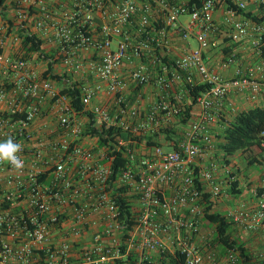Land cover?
<instances>
[{
    "label": "built area",
    "instance_id": "built-area-1",
    "mask_svg": "<svg viewBox=\"0 0 264 264\" xmlns=\"http://www.w3.org/2000/svg\"><path fill=\"white\" fill-rule=\"evenodd\" d=\"M13 2L12 29L54 44L60 63L55 81L41 61L4 54L20 39L0 24V140L19 142L24 161L22 170L0 164V264H114L131 255L132 264L168 255L174 264H239L201 233L207 202L230 198L209 133L232 95L264 101V0ZM175 38L186 45L179 55ZM229 45L256 61L238 65ZM214 51L221 70L235 66L231 77L211 68ZM199 85L206 89L193 99L189 88ZM68 90L78 91L80 111ZM166 128L177 129L178 150L136 141ZM251 190L254 209L224 214L247 233L264 230V177Z\"/></svg>",
    "mask_w": 264,
    "mask_h": 264
},
{
    "label": "trees",
    "instance_id": "trees-1",
    "mask_svg": "<svg viewBox=\"0 0 264 264\" xmlns=\"http://www.w3.org/2000/svg\"><path fill=\"white\" fill-rule=\"evenodd\" d=\"M5 1L6 0H0L1 9H4L3 4ZM246 16L250 17V14H246ZM2 18L9 26L6 31L7 36L9 37L10 34L13 33L20 39L19 46H17L18 51L15 53V56L41 61L46 65L43 75L45 77L50 75L53 80L59 81V77L56 74V66L60 63L59 49L53 48L50 52H46L43 48L44 42L35 34L29 33L25 29H12L14 27V22L7 19L6 15H2ZM251 19L258 21V19L254 17H251ZM262 51L261 57L264 58V48ZM189 89L191 97L195 99L205 91L206 86L199 85ZM67 92L71 97L72 106L76 111H80L81 107L76 99L78 91L68 90ZM192 103L194 102H191V105L186 108L181 115L182 127L187 124L190 118ZM214 125L217 127L216 132L215 127L212 128L209 133L214 140V157L222 169L226 167L229 170L228 175L225 177V193L232 198H237L242 194V190L239 188V169L234 163L231 164L234 158L240 157L241 159H245L247 166H261V174L264 177V148L262 147V143L264 142V106H255L243 110L231 106L226 109L225 106L223 111L218 114L217 121ZM107 133H109L108 137L112 138V132ZM178 135L177 129L166 128L158 130L153 135L146 136L143 140L142 137H137L136 141L141 142L148 148L160 146L163 147V149L178 150ZM104 144H106V140L99 136L98 145L101 146ZM199 144L202 148L205 147L204 142H200ZM119 162L122 164V160L118 158L117 162L112 165V168L117 167ZM222 169H220V171ZM222 174L224 175L223 172ZM205 197L207 198V196ZM216 206L217 202L208 201L204 210V221L213 228V233L209 240L211 246L214 249L222 250L224 254H226L227 251L236 253L238 255L239 264H264V258L261 256L264 247L262 252H254L251 250L245 242L233 234L237 228L225 217L223 212L215 211V208H217ZM219 254L224 256L222 253ZM133 261L134 256L131 255L128 256L126 260H117L114 264H132ZM157 262L159 264H174L175 259L168 255V258L165 260L158 258Z\"/></svg>",
    "mask_w": 264,
    "mask_h": 264
},
{
    "label": "crops",
    "instance_id": "crops-1",
    "mask_svg": "<svg viewBox=\"0 0 264 264\" xmlns=\"http://www.w3.org/2000/svg\"><path fill=\"white\" fill-rule=\"evenodd\" d=\"M3 8L5 10L0 8V24H5V23L7 24V22L5 20H3V18H2V15H6V18L12 20L14 22L13 25H16L18 23V21L15 17V5H14L13 0H6L5 3L3 4ZM53 18L55 20H61L62 21V19H64V14L57 13L56 17L54 16ZM30 32L33 33L32 30ZM174 41H175L173 43L174 48H172L171 51H172V53L179 55L182 53V50L184 47H186V45L179 38H175ZM17 46H19V44L15 45V47L8 44L7 47L4 49V54L15 55V53L18 51ZM46 47H48V48L52 47V49L54 47V49H55V45L52 44L51 42H48V43L44 42L43 48L45 49ZM189 47H193L191 42L189 43ZM227 47H229L230 49L234 48L236 51H238L241 54L240 55L241 60H240L238 65H240L242 67H246L248 65H253L254 60L256 61V58H255V56H253L252 52L249 49H246L247 47H239V46H233V45H229ZM49 51H51V49H49L48 52ZM215 53H216V51L213 52V54H212L213 59L209 63L211 65V68L214 71H217L220 74H223L224 76L231 77L232 73L235 70V66H231L227 71L221 70L220 66H219L220 63H219L218 58H214ZM85 55H88V54L85 53ZM229 101H230V103H229ZM230 106L233 108L239 109V110H243V109L253 108L255 106L263 107L264 101L261 100V101H257L256 103H253V102H249L246 97L244 98V97L239 96V95H232L230 98H228V101L226 102V109L229 108ZM215 127L216 126L213 125L212 128H215ZM216 129H217V127L215 128V130ZM222 172H223V169L221 171H219V173H221V174H222ZM263 175H264V172H263ZM262 177H263L262 174H260L258 180L255 183L256 185L254 187L258 186ZM243 185H244L243 183L239 184V188L242 190V194L239 197L232 198L229 196L230 198L224 199V201L222 203H220L217 206V208H215V211L223 212L225 214V212L227 211V209L229 207L235 206L238 204H243L246 208L251 209V210L254 209L257 200H256L255 196L252 194V190H248L247 192L244 191ZM250 187H253V185H250ZM208 226L211 227L210 225H208L207 222L204 221L201 233H202V236L205 237V239H210L212 236V233H213V228L209 234L206 233L205 228H207ZM262 231L263 230H259L257 232H253V234H256L259 232L261 233ZM217 251L219 253L224 254V252L222 250L217 249Z\"/></svg>",
    "mask_w": 264,
    "mask_h": 264
},
{
    "label": "rangeland",
    "instance_id": "rangeland-1",
    "mask_svg": "<svg viewBox=\"0 0 264 264\" xmlns=\"http://www.w3.org/2000/svg\"><path fill=\"white\" fill-rule=\"evenodd\" d=\"M190 42L194 47L195 43L193 41ZM49 49L52 50V47H46L44 50L48 52ZM232 163H234L239 169L238 180L240 184H244V191L247 192L248 190H251L256 185L255 183L258 180L260 174L262 173L261 166H247L245 163V159H241L240 157L234 158V160L231 161V164ZM250 185H253V187H250ZM207 228H205V231L207 234H209L212 230V227L208 226ZM233 234L239 239H241L243 242H245L246 245L249 246V248L254 252H262L264 247V230L261 233L259 232L256 234L235 230Z\"/></svg>",
    "mask_w": 264,
    "mask_h": 264
},
{
    "label": "clouds",
    "instance_id": "clouds-1",
    "mask_svg": "<svg viewBox=\"0 0 264 264\" xmlns=\"http://www.w3.org/2000/svg\"><path fill=\"white\" fill-rule=\"evenodd\" d=\"M22 145L12 136L0 140V164H7L15 170L24 168V161L20 156Z\"/></svg>",
    "mask_w": 264,
    "mask_h": 264
}]
</instances>
